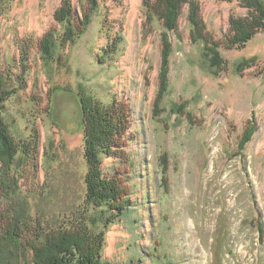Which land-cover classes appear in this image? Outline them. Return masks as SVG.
<instances>
[{
    "label": "rangeland",
    "instance_id": "374dc122",
    "mask_svg": "<svg viewBox=\"0 0 264 264\" xmlns=\"http://www.w3.org/2000/svg\"><path fill=\"white\" fill-rule=\"evenodd\" d=\"M72 1L82 19L86 3ZM196 1L220 41L230 34L231 18L249 11L241 0ZM12 2L0 13V52L25 83L5 116L18 137L36 128L40 147L33 162L16 169L20 199L2 201L5 210L25 207L42 224L69 221L83 210V91L131 110L125 154L104 158L103 171L122 180L133 207L106 229L103 262L264 264V30L242 50L223 45L226 65L216 77L203 44L192 43L186 6L178 31L170 33L171 87L158 119L165 29L150 24L144 0L103 1L84 35L56 51V57L64 53L65 66L45 64L38 49L48 31L64 30L55 19L61 0ZM28 38L35 44L22 69L20 43ZM114 39L117 53L100 62ZM254 56L255 64L237 73V63ZM35 225L39 235L41 224Z\"/></svg>",
    "mask_w": 264,
    "mask_h": 264
},
{
    "label": "trees",
    "instance_id": "16d2710c",
    "mask_svg": "<svg viewBox=\"0 0 264 264\" xmlns=\"http://www.w3.org/2000/svg\"><path fill=\"white\" fill-rule=\"evenodd\" d=\"M12 1L0 0L1 14L11 10ZM103 1L108 0H81L86 6L81 8L82 19L77 20L73 1L61 0V5L55 12V19L58 24L64 25V30L60 32L53 28L38 41V49L45 64L56 62L59 66H65L64 53L56 57V51L60 45L63 50L68 45H74L84 35ZM112 1L119 3L122 0ZM241 3L249 10L247 15L231 18L230 34L224 41H220L208 31L198 1L144 0V11L147 10L150 24L161 22L165 29L160 71L161 87L155 106V116L158 119L164 112L162 105L171 87L173 42L170 33L178 31L184 8L189 7L188 22L192 43L203 44L202 54L210 72L219 77L226 65L221 53L222 46L225 45L229 50H242L264 30V0H241ZM119 42L120 40L114 39L113 45L107 47L108 52L104 51V55H101L100 62L104 63L103 60L107 61L117 53ZM34 44V38L20 43L22 69L29 61ZM256 60L255 56L240 60L236 65L237 73L242 75ZM24 71H28V68ZM24 83V75L16 76L12 66L4 60L0 52V264H114L103 262L106 229L121 220L133 206L122 180L119 177L105 176L103 159H119L125 154L124 146L131 126V110L120 100L115 99L109 104H104L80 91L84 156L87 164L83 210L79 211L78 217L69 221L42 224L37 218H33L31 211L25 207L20 206L23 208L21 209L15 204L12 210L8 208L6 211L1 205L2 201L9 200L14 203V200L20 199L16 169H21L25 162H33L40 147L36 128L31 130L30 139L18 137L5 116L7 102L23 89ZM186 106L187 104H184L181 108ZM250 138L251 135L246 133L244 142L250 141ZM165 161L162 157L163 167H166ZM163 183L166 185L165 181ZM89 215L92 226L87 219ZM35 224H41L42 232L39 235L34 234Z\"/></svg>",
    "mask_w": 264,
    "mask_h": 264
},
{
    "label": "bare ground",
    "instance_id": "6f19581e",
    "mask_svg": "<svg viewBox=\"0 0 264 264\" xmlns=\"http://www.w3.org/2000/svg\"><path fill=\"white\" fill-rule=\"evenodd\" d=\"M14 255V254H13Z\"/></svg>",
    "mask_w": 264,
    "mask_h": 264
}]
</instances>
